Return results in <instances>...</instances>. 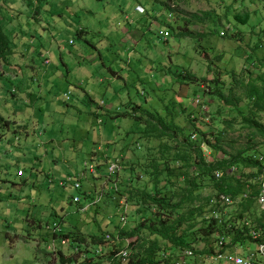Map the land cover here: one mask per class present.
<instances>
[{"label":"rangeland","instance_id":"1","mask_svg":"<svg viewBox=\"0 0 264 264\" xmlns=\"http://www.w3.org/2000/svg\"><path fill=\"white\" fill-rule=\"evenodd\" d=\"M21 1L26 10L31 7L27 4L29 0ZM31 1L34 7L39 5V17L33 21L25 12L19 28L28 32L26 43L32 50L38 47L40 40L46 49L53 47L51 74L43 78L42 72L26 69L25 64L31 57L42 66L37 53L18 60L22 68L21 72L17 71L19 77L31 78L30 90L35 98L28 104L17 101L14 107L27 112L24 127L29 136L13 124L0 130L4 138H0V176L9 180L0 182V264H62L59 252L53 254L48 249L53 242L51 230L57 222L64 232L81 230L86 234L104 235L121 228L119 205L107 203L113 187L108 181V167L110 162L119 160L122 167L116 179L119 187L122 178L134 167L136 173L132 182L139 186L147 179L142 165L150 159L163 158L160 153L163 139L142 134L146 128L142 121L150 118L148 112L162 117L166 123L174 122L187 136L193 131L187 118L190 113L194 118L192 123L199 130L212 136L225 131L222 144L225 152L217 153V158L243 150L248 154L256 152L260 158L264 155V138L250 137V129L239 123L250 111L246 83L254 79L261 84L264 80V69H258L264 53V37L259 42L262 46L255 47L257 35L264 28V0ZM137 3L141 4L138 9L141 8L142 13L134 12ZM8 4L16 11L14 0ZM245 12L251 19L241 24L234 16ZM132 22L134 27L130 26ZM17 23L10 19L14 29ZM79 27L85 29L82 36ZM126 30L136 33L128 36L127 43L123 40L128 34ZM184 32L193 36L180 37ZM71 39L73 44L69 43ZM247 53L252 55L250 61ZM109 69L116 72L117 79ZM183 71L190 74V81L195 83L179 85ZM204 78L219 80L223 94L232 105L226 106V102L218 101L208 92L204 94L200 87ZM80 85L87 93L92 90V101L81 91ZM68 93L70 99L67 100L65 94ZM8 96L11 100L9 93ZM131 100L142 107L135 116L141 121L117 115L119 110L126 111ZM110 108L107 113L106 109ZM258 117L264 126V112ZM19 119L22 117L16 118ZM35 129H38L36 134ZM27 139L29 145L24 146ZM206 147L204 153L212 160V151ZM12 149L14 153L18 150L21 157L18 162H8ZM55 162L58 165L54 171ZM85 162L96 167L95 174L85 169ZM34 163L42 164L51 172L50 177L32 175ZM240 169L237 174L241 173ZM81 173H84L80 179L82 186L77 190L68 178ZM92 181L97 186L91 187ZM90 187L92 196L97 193L103 197L88 211L81 212L79 205L87 202L84 195ZM213 192L214 189L209 188L204 194ZM78 195L80 203L74 201ZM238 201L239 198L230 205L220 201L218 209L232 215ZM136 219L130 204L125 228L132 230ZM199 220L197 216L194 221ZM56 245L58 249L64 248L67 255L76 254L74 245L61 246L59 240ZM75 245L80 251L74 264H84L85 248L77 242ZM103 245L105 255L87 259L86 264H109L108 255L117 246L113 242ZM203 247V243L195 245L197 250ZM254 251L256 246L248 243L225 253L246 255Z\"/></svg>","mask_w":264,"mask_h":264},{"label":"trees","instance_id":"2","mask_svg":"<svg viewBox=\"0 0 264 264\" xmlns=\"http://www.w3.org/2000/svg\"><path fill=\"white\" fill-rule=\"evenodd\" d=\"M234 18L241 24H247L251 19L248 12L236 14ZM262 31L257 35L256 48L262 46L259 42L263 40L264 28ZM189 36L193 35L180 33V37ZM11 42L0 25V57L6 58L11 54ZM246 58L249 60L252 55L247 53ZM261 60L258 69H264V53ZM190 77V74L183 71L178 80L179 85L195 83L190 81ZM201 80L203 83L200 87L204 86L201 88L204 94L208 92L207 94L218 101L226 102V104L223 102L226 106L232 105L223 94L219 80L208 81L205 78ZM245 95L250 104V111L239 123L242 127L250 129V137L260 135L264 138V126L258 117L260 112H264V80L259 84L250 79L246 83ZM141 108V105L129 102L126 111L119 110L120 114L117 115L135 117ZM148 114L150 118L142 121L146 127L142 134L163 139V144L160 145L163 158L160 161L153 158L142 165L147 179L139 186L132 182L136 173L134 167H131V172L122 178L120 187L116 180L119 173L108 176V181L113 186L111 199L116 200L113 203L120 206L119 200L125 198L128 205L134 207L137 216L132 230L122 228L120 225V229L107 233L113 236L118 232L123 238L135 239L126 258L116 257L124 244L113 242L117 247H114L115 250L111 249L108 255L109 264H123L124 260H128L124 264H175L178 260H188L182 256L185 250H192L200 256H209L216 252L225 253L233 247H243L248 243L257 248L259 242L252 237L251 231H260L261 239L264 240V216L256 201L264 155L260 158L256 152L248 154V151L243 150L236 155L225 157L224 154L223 158H217V153L225 152L222 147L225 131L222 130L212 136L199 130L192 123L194 118L190 113L187 118L193 131L187 136L184 129L174 122L166 123L162 117L152 112ZM135 118L140 120V117ZM10 123L0 112V130L8 129ZM202 144L211 149L212 160H208ZM115 161L120 165L119 160ZM128 169L126 167V170ZM239 169L241 173L237 174L236 171ZM216 172H220L219 178L215 177ZM114 183L117 186L114 187ZM209 188H213L215 192L205 195L204 191ZM222 194L228 195L233 201L239 198L235 213L232 215L222 213L218 209ZM208 206L209 210L206 211ZM197 216L200 217L198 223L194 221ZM60 235L82 244L85 248L84 253H91L89 246L102 247L101 254L91 253L90 256H86L84 264L87 259L101 256L105 250L103 244L111 242L106 241V234H86L81 230L61 231ZM220 241H223L222 245L219 244ZM200 243L204 244L203 249H195V245ZM58 252L62 264L75 263L78 253L67 255L61 250Z\"/></svg>","mask_w":264,"mask_h":264},{"label":"crops","instance_id":"3","mask_svg":"<svg viewBox=\"0 0 264 264\" xmlns=\"http://www.w3.org/2000/svg\"><path fill=\"white\" fill-rule=\"evenodd\" d=\"M8 1L10 0H0V25L2 26L4 32L8 35V37L11 39V54H9L8 56H6V58H2L0 57V105H1V109L0 112L1 114L7 119L9 120L10 126L13 124L15 126H17L20 130L21 128V133L24 134L26 133V136H29L30 134L28 133V130L25 129V118H24V114L26 115L27 112H23L19 109H15L17 107V101H23L24 103L28 104V103H32V99L35 98L34 93L30 90V79L31 78H20L19 74L17 71H22V68L19 66V62L18 60L20 59V57H24V56H30V54H35L37 53L39 58L42 60V66H38L37 62L35 61V59L33 57L32 60L29 59L28 64H25L26 69H30L33 72L36 71H40L42 72V77L46 78L48 77L51 73H50V69L51 68V56L53 54V47L46 49V46L44 45V43L40 40L38 42V47L35 48L34 50H32V46L28 47L26 41H27V35L28 32L23 31L22 28H19V26L22 25V16L24 15V13H28V18L29 19H33L37 20L39 17V12H38V8L39 5L37 6H33V3L31 0H29V2L27 1V4L30 5L31 7L29 9L26 10V8L24 7V3L21 0H14L17 5H16V11L14 8H11V6L8 4ZM21 5V6H20ZM141 6L140 3H137L134 7V12L135 13H142V9L138 7ZM15 11V12H14ZM10 19H15L16 21H18L17 25L15 26V29L13 27H11L12 24H10ZM139 19V18H138ZM27 23V22H26ZM10 25V27H9ZM135 23L132 22V24H130L131 27H134ZM81 29H83L81 31ZM10 31H13L12 33H14L12 35V33H10ZM79 32L80 35L82 36L85 33V29L83 27H79ZM126 33H128L127 35H125L123 37V40L125 43H127V41H130L128 36H132V34H136L135 32L130 33L129 31H125ZM129 39H127V38ZM136 37V36H134ZM125 38L127 40H125ZM72 40V39H71ZM32 45L35 44L34 41L30 42ZM70 43V40H69ZM129 44V43H128ZM62 59V57H61ZM62 64L66 65L67 70H70V67H68V65L62 60L61 61ZM93 64H95V62H93ZM20 71V72H21ZM109 71L114 72L112 69H109ZM20 78V79H19ZM26 79V80H25ZM114 79L116 78V75H114ZM111 82H114V80H112ZM98 84H96L97 86ZM12 86V87H10ZM89 87V86H88ZM79 88L81 89V91H83V93L85 94V96H87L91 101V97H90V93L92 92V90H89L87 93V90H85L83 88L82 85L79 86ZM114 92L118 93L117 88H114ZM8 93L11 95L12 99H9ZM131 102H133V100H131ZM14 103V105H13ZM101 107H103L105 105L104 101H101ZM15 107V108H14ZM107 113L110 112V109H106ZM119 110V108L117 109V111ZM37 113V112H36ZM20 118L22 117V119L20 120H16V118ZM37 127V126H35ZM10 128V127H9ZM34 129V128H33ZM38 129H35L33 132L36 134ZM5 133V131H4ZM20 135V133L18 134ZM23 136V135H21ZM20 136V137H21ZM0 138L1 140H3V136L0 134ZM29 139L25 140L24 142V146L29 145ZM8 158V162H18L20 160V155L18 154V150H15V153L13 152V149L9 152V155L7 156ZM28 160H32L31 158H29ZM36 160V159H35ZM33 161V160H32ZM37 161V160H36ZM58 164H56V162L54 163L53 169L55 171L56 167ZM6 168L8 167L7 165L5 166ZM32 175H35L37 178L38 176H44V178L48 179L50 177L51 172H47L45 167H43V165L41 164H33L32 166ZM56 173V172H55ZM0 182H9V180L7 178H2L0 176ZM102 184H104L102 182ZM97 186L95 181L91 182V187H95ZM91 187L90 189L85 192V199L87 202H85V205L91 203L94 199V197L97 195L94 194L93 196L91 195L93 190L91 191ZM10 196H12V193L10 194ZM112 201V202H111ZM113 201H116L115 199H108V202L113 203ZM106 202V200H105ZM106 204V203H105ZM104 204V205H105ZM82 205H79V210L82 212L81 210ZM55 225H59V227L61 228V231L64 232L62 230V226L60 222L55 223ZM48 228H50V225H48ZM74 230V229H73ZM62 252H64L65 254H67L66 251H64L63 249H59ZM250 253V252H249ZM247 253V254H249Z\"/></svg>","mask_w":264,"mask_h":264},{"label":"built area","instance_id":"4","mask_svg":"<svg viewBox=\"0 0 264 264\" xmlns=\"http://www.w3.org/2000/svg\"><path fill=\"white\" fill-rule=\"evenodd\" d=\"M74 40H70V44H73ZM201 88H204L202 85ZM66 99H70V93L65 94ZM200 101V100H199ZM195 137V136H193ZM202 148L206 150L205 144H202ZM84 167L87 171H89L91 174L96 173V167L92 164L84 163ZM109 176H113L120 172L121 166L117 163V161H113L109 163ZM84 173L77 174L75 176H70L68 178L69 182L73 183V186L75 189L79 190L81 189V176H83ZM215 177H220V172L215 173ZM64 184V183H62ZM259 185V194L257 196V205L264 216V164L262 167L261 175L259 177L258 181ZM117 186L116 183H114V187ZM103 197L102 195H96L93 199V201L87 205L82 206L81 210L82 212H86L90 209L91 206H94L98 203V199H101ZM74 201L76 203L81 202V196L78 195L75 197ZM220 201L224 204L230 205L233 203V199L229 197L226 194L220 195ZM120 206H119V215H120V225L122 228H124L128 223V215H129V205L125 198H121L119 200ZM51 229V228H49ZM52 236H53V242L51 245L48 246V249L53 253L56 254L59 249L57 248L56 241L59 240L61 246H73L74 245V251L78 253L80 251V247L75 245L74 241L68 240L63 238L61 233V228L59 225H54V227L51 230ZM251 235L254 239L258 240V245L256 248V251L254 253H249L246 255H240L236 253H219L216 252L209 256H200L194 253L192 250H185L182 253L183 257H186L188 260H178L175 264H217L218 262L222 261L229 264H264V240L261 239L262 235L260 231L252 230ZM106 241H111L114 243H123V247L119 249V251L116 254V257H122L126 258L129 254L130 249L133 245V238H123L121 237L118 232L114 234L113 236L110 234L105 235ZM220 245L223 244V241L219 242ZM82 245V244H81ZM91 249V253H94L95 255H99L102 253V247L100 246H93L89 247ZM89 253V254H91ZM88 253H85V256L89 255Z\"/></svg>","mask_w":264,"mask_h":264}]
</instances>
